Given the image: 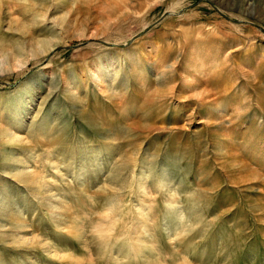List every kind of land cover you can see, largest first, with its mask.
Segmentation results:
<instances>
[{
    "label": "rangeland",
    "instance_id": "obj_1",
    "mask_svg": "<svg viewBox=\"0 0 264 264\" xmlns=\"http://www.w3.org/2000/svg\"><path fill=\"white\" fill-rule=\"evenodd\" d=\"M73 1L0 0V53L20 59L0 67V264H264L263 15L141 0L81 35L52 19ZM180 25L226 36L186 43ZM180 47L191 82L145 102ZM208 51L221 66L195 76ZM204 86L211 102L189 96Z\"/></svg>",
    "mask_w": 264,
    "mask_h": 264
},
{
    "label": "bare ground",
    "instance_id": "obj_2",
    "mask_svg": "<svg viewBox=\"0 0 264 264\" xmlns=\"http://www.w3.org/2000/svg\"><path fill=\"white\" fill-rule=\"evenodd\" d=\"M78 0H76L77 2ZM93 1V0H92ZM91 0H88L86 1L88 3V9L87 10H92V2ZM141 0H100L101 4H100V7H99V10H98V14H88L86 17H85V20H82V19H79L78 16H76V11L74 10L75 9V6L74 4L76 2L73 1V4L70 5L69 9L65 12V13H62V14H57L55 15L54 17H52V19L55 21L54 23L55 24H58L59 27L62 29V30H66L67 27L69 26H73L74 24L80 22L83 24V26L85 28H87L85 31L86 32H83L81 35H85V34H88V35H93L95 33H93L92 31L97 28V25H101L107 21H110L109 23L105 24V26H108L110 25L111 21H113L112 19H116L118 17H123V16H126L127 14H130L132 13L133 10H135L136 8H140V7H136V4L139 3ZM156 0H146L144 3H149V5L151 4V2H155ZM217 3L221 4V5H224V6H230V5H233L231 6L232 8L233 7H236L237 9H239L240 11L241 10H247L249 9L250 12L252 11H260L259 13L263 15L264 17V0H215ZM154 4V3H153ZM105 7H103V6ZM173 5V4H172ZM140 6H142L140 4ZM77 7V6H76ZM169 7V6H168ZM184 8V7H183ZM169 9V8H168ZM185 9V8H184ZM256 9V10H254ZM46 10V9H45ZM175 10V9H174ZM177 12V10H176ZM87 13H89V11H87ZM97 13V12H96ZM172 13V12H170ZM73 14V15H72ZM235 17V16H234ZM45 18V17H44ZM43 18V19H44ZM99 20L98 24L95 23L93 24L92 22L94 20ZM82 20V21H81ZM175 21V20H173ZM85 22V23H84ZM199 22V21H198ZM52 24V23H51ZM186 24V23H185ZM90 27H89V26ZM72 28V27H71ZM178 29V32L180 34H183V40L186 41V43L188 41H190L191 39V35H188L190 33H193V34H197L196 38L195 39H198V38H201V40H208V39H222L223 36H226V33H223L221 31V29H219L218 27H206V26H194V27H191V28H186L182 25L178 26L177 27ZM205 34V35H203ZM203 35V36H202ZM200 36V37H198ZM243 37V36H242ZM231 38V37H230ZM200 40V39H199ZM240 40V39H238ZM229 41V40H228ZM46 42L45 38H37V39H31L29 40L28 42V47H44L46 45H49V43L46 42V44H44ZM161 42V41H160ZM231 42V41H230ZM26 43V42H25ZM53 43V42H52ZM162 43V42H161ZM196 43V42H195ZM157 44V43H156ZM26 45V44H25ZM188 45V44H186ZM181 46H184V44H182ZM51 47V46H50ZM155 47V46H154ZM157 48L160 49V53L162 54V56L164 57V60H167V58L169 57L170 53L169 52H163L161 50V48L159 46H156ZM200 47V46H199ZM246 47V46H245ZM256 47V46H255ZM46 48H42V52H46L45 51ZM205 49V48H204ZM211 49V48H210ZM139 50V49H138ZM232 50V49H231ZM48 51V50H47ZM151 51V50H150ZM186 49L184 47H180L179 48V52H178V55L175 56V60L173 61V64L175 65H172V70L171 71H167L164 67H162L160 69V71L158 72V85L155 86V88H153V90L151 92H149L146 97H145V102H152V101H155L159 98H165V94H167L166 90L168 88H170L171 86L165 88L164 90L160 88V90L158 89L159 88V85H165V84H170L172 85L173 84H176L177 81L179 80L177 77H181L183 78V83H185L187 80H188V74L187 75H182V76H179V74H174L172 71L175 69L176 65H179L180 67L182 66V63H184V55L186 54ZM240 52V51H239ZM247 52V51H246ZM32 53V51H31ZM228 53V52H227ZM250 54V53H249ZM199 55V54H198ZM205 56H200L199 60L201 61V66L203 68H201V70L197 71L196 74H194L195 76H198L200 75L201 73H204L205 71L207 73L210 74V76H215L214 74V69L216 68H219V66H221V60H219V58L216 56V57H213L215 54H213L212 51H208V52H205L204 53ZM209 55L211 56V59L212 61H210V58H209ZM224 55V54H223ZM237 55V54H236ZM15 56V57H13ZM208 56V57H207ZM234 56V55H233ZM243 56V55H242ZM13 57L12 59L15 60V62L17 61H20V59L18 58L17 54H13L11 52H1L0 53V67H2L3 65H5V63L7 62V60L9 58ZM23 57V56H22ZM158 57V56H157ZM207 57V58H206ZM213 57V58H212ZM209 58V59H208ZM231 58L230 54H226L225 57L223 56V61H228L229 59ZM140 59V58H139ZM208 59V60H207ZM190 60V59H189ZM193 63H192V70L195 69L193 66L196 65V59H193ZM154 61V59H153ZM210 61V62H209ZM148 62V61H147ZM160 62V61H159ZM186 62V61H185ZM209 62V63H208ZM165 63V62H164ZM242 63V62H241ZM156 65V64H155ZM161 65V64H160ZM165 66V65H164ZM200 66V67H201ZM129 68V67H128ZM150 68V67H149ZM183 68V67H181ZM241 69V68H240ZM176 70V69H175ZM189 71L188 69L186 68H183V71H185L186 73L187 72H191V73H194L193 71ZM143 71V70H142ZM155 72V71H154ZM223 73V70H220L219 71V75L217 74V77L220 75H222ZM100 75V74H99ZM96 76V75H95ZM249 76V75H248ZM201 77V75L199 76ZM97 78V77H96ZM99 78V77H98ZM101 78V77H100ZM180 78V79H181ZM235 78V77H234ZM148 79V78H147ZM190 81V80H188ZM144 82V81H143ZM191 82V81H190ZM77 84V83H76ZM99 85V84H98ZM262 85V84H261ZM167 86V85H165ZM173 86V85H172ZM72 87V86H70ZM253 88V87H252ZM76 90V89H75ZM219 92V91H218ZM205 93V94H204ZM211 94H214V92L212 91L211 88L209 87H206L204 86L203 89H202V92L201 91H196V93H191L189 94V96H192V95H196L197 96V99L198 100H206V102H211L210 98H209V95ZM264 108V107H263ZM19 126V125H18ZM21 129V128H20ZM8 136H9V139H12L16 142H26V139L24 137L23 134H20V133H17V132H13V131H8ZM239 153V152H238ZM253 155V154H252ZM236 157H240V154H237ZM240 161V165L241 167H245V168H248V169H256L255 167H253L251 164H249L248 162L244 161V160H239ZM32 179V178H31Z\"/></svg>",
    "mask_w": 264,
    "mask_h": 264
}]
</instances>
